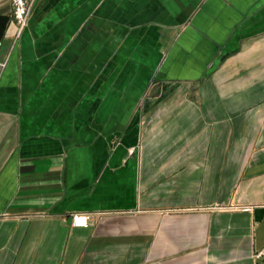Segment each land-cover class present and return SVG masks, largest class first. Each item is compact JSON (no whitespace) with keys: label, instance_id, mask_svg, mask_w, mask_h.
I'll return each instance as SVG.
<instances>
[{"label":"crops","instance_id":"obj_1","mask_svg":"<svg viewBox=\"0 0 264 264\" xmlns=\"http://www.w3.org/2000/svg\"><path fill=\"white\" fill-rule=\"evenodd\" d=\"M10 9L0 264H256L264 0H35L14 41Z\"/></svg>","mask_w":264,"mask_h":264},{"label":"built area","instance_id":"obj_2","mask_svg":"<svg viewBox=\"0 0 264 264\" xmlns=\"http://www.w3.org/2000/svg\"><path fill=\"white\" fill-rule=\"evenodd\" d=\"M10 9V38L16 40L23 29L26 27L30 15L31 7L35 0H9ZM242 210H248V206H242ZM71 225L74 227H83L86 225V216L83 213H73L71 215ZM256 264H264V244L253 253Z\"/></svg>","mask_w":264,"mask_h":264}]
</instances>
